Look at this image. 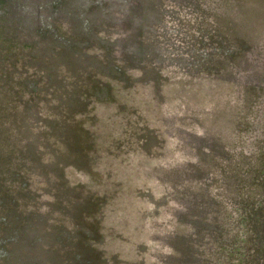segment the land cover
I'll use <instances>...</instances> for the list:
<instances>
[{
	"label": "rangeland",
	"instance_id": "rangeland-1",
	"mask_svg": "<svg viewBox=\"0 0 264 264\" xmlns=\"http://www.w3.org/2000/svg\"><path fill=\"white\" fill-rule=\"evenodd\" d=\"M263 200L264 0H0V264H264Z\"/></svg>",
	"mask_w": 264,
	"mask_h": 264
},
{
	"label": "water",
	"instance_id": "water-1",
	"mask_svg": "<svg viewBox=\"0 0 264 264\" xmlns=\"http://www.w3.org/2000/svg\"><path fill=\"white\" fill-rule=\"evenodd\" d=\"M255 213H256V216L258 218H260L261 221L263 220V222H264V200H263V204L258 209L255 210ZM253 229H255L256 231H260L261 232V234L256 233V235H257L258 240L259 239L263 240L264 239V234H263L264 233V223H263V226L262 225H260L259 227L255 226Z\"/></svg>",
	"mask_w": 264,
	"mask_h": 264
}]
</instances>
